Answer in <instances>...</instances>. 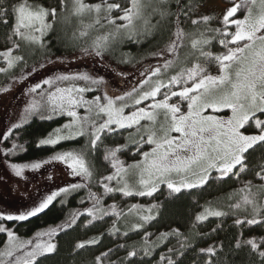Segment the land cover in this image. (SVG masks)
I'll return each mask as SVG.
<instances>
[{
    "label": "snow or ice",
    "instance_id": "6c2138e0",
    "mask_svg": "<svg viewBox=\"0 0 264 264\" xmlns=\"http://www.w3.org/2000/svg\"><path fill=\"white\" fill-rule=\"evenodd\" d=\"M205 3L71 0L69 6V0L48 4L42 0H0V25L5 29L0 74L21 70L19 77H11L12 84L27 80L37 68L71 62L69 57H52L49 46L57 25H70L73 19L76 26L70 39L74 47L79 43L78 58L92 57L98 63L116 45L141 44L158 34L161 40L152 52L157 62L143 68L140 79L126 90L116 91L105 78L88 72L56 73L28 88L31 99L18 122L0 133V144L12 139L31 118L51 120L56 116H66L68 122L39 140L38 146L54 147L80 138L85 144L39 162H9L8 168L16 177L24 178L25 170L59 162L70 176L83 182L59 188L18 214L0 212V234L7 237L0 249V264H39L41 257L57 252L54 238L73 228L81 217L87 218L85 228L112 217L106 233L110 237L142 233L140 249L129 248L125 261H131L138 251L151 256L158 246L175 240L157 264H179V258L194 247L189 236L172 228L153 241L152 233L145 231L157 219L163 204L121 207L114 202L105 207L104 199H114L117 193L122 199L153 198L165 187L173 197L184 190L203 189L231 179L239 186L226 194L224 207L228 210L206 202L195 215L191 229L210 217L229 215L235 217L238 228L264 225V0H226L228 7L220 15L202 12ZM189 24L190 30L185 27ZM217 47L219 51H214ZM37 50L44 58L29 66L28 54L34 55ZM124 56L120 62L128 63L127 54ZM11 86L0 87V93L10 91ZM114 136H120L124 143H106ZM24 150L23 144L13 141L0 155L10 159ZM98 154L110 169L96 180L99 193L90 187L95 168L91 159ZM122 154H130L131 162L121 159ZM85 188L87 196L80 203L87 200L91 206L70 212L62 224L39 231L30 239L19 237L3 223L27 221L44 213L61 194L67 196ZM124 217L131 221L127 227L120 223ZM104 235L76 242L73 254L94 251ZM126 247L121 244L116 250L101 251L87 264H116L112 257ZM245 247L264 264V238L244 239L241 231L234 249L238 253ZM222 251V244H213L200 248L198 254L205 257L203 264H214Z\"/></svg>",
    "mask_w": 264,
    "mask_h": 264
},
{
    "label": "trees",
    "instance_id": "16d2710c",
    "mask_svg": "<svg viewBox=\"0 0 264 264\" xmlns=\"http://www.w3.org/2000/svg\"><path fill=\"white\" fill-rule=\"evenodd\" d=\"M9 2L14 3L17 2V0H9ZM42 2L48 4L53 3L54 0H42ZM86 2L96 3L99 2V0H86ZM69 6H71V0H69ZM75 26L76 24L72 22L67 26L57 25L56 32L50 37L51 44L49 46V54L52 57H79V43L74 47L70 39L72 29ZM213 26H216V22H213ZM185 27L189 30L191 29L190 24L185 25ZM65 31L67 32V36H65ZM4 32V27L0 25V47L3 46ZM94 34L95 33H93V35ZM160 43L161 40L158 34L156 38H149L141 44L124 43L122 45H116L109 57L100 63L103 64L104 70L109 74L111 71H117L119 74L122 72L124 74L123 77L136 79L137 77L139 78L140 71L143 68L157 62L152 57V52L157 49ZM213 50L219 51V48L217 47ZM124 54H127L129 58L128 63L120 62L122 59H125ZM27 58L28 64L31 66L35 62L42 60L44 54L37 50L35 55L31 57V60L29 57ZM108 58L111 60V63H109ZM20 71V68L16 69V73L20 74ZM0 77H2L1 74ZM2 86L4 85L1 84L0 87ZM62 119L63 117L53 118L51 120L33 118L21 129L14 132L13 138L9 140L10 147L14 139L16 143L23 144L25 150L23 152H18L15 157L9 161H14L16 163L39 162L49 159L57 152L78 150L83 147L85 144L83 138L75 141H62L54 147L49 145L38 146L39 140L48 137L49 133H52L53 130L58 127ZM106 143L110 145L123 144L124 140L120 136H114L111 140L106 141ZM122 156L129 161L132 160L130 154H122ZM91 162L95 165V168L90 187L92 191L99 193L101 189L97 187L96 180L101 175L107 174L110 169L106 168L99 154L97 158L91 159ZM247 178L251 177H245V179ZM82 182L81 180L79 183ZM238 186L239 185L235 181L229 179L219 183L213 182L211 186H205L203 189L184 190L173 197H169L168 191H166L165 188H161V191L153 198L143 200L137 199V197L122 199L120 194L117 193L114 199L112 197H106L104 199V206L106 207L114 202L120 204L121 207H125L126 204L131 203H139L145 206L150 203H162L163 208L159 216L147 226L145 231L152 233L151 240L153 241H155L156 237L161 232L170 231L172 228H179L181 232L189 236L194 247L190 248L179 258V264H203L205 257L202 254H198L199 249L206 248L213 244L223 245V251L217 253L219 259L217 260L214 258V264H224V261H227L228 264H260L258 258L250 254V250L247 247L242 248L236 253L234 244L241 231H243L244 239L252 237L257 239L264 238V225L238 228L234 224L235 217L229 215L224 218L210 217L203 224L199 225L197 229H191L195 215L202 211L201 206L205 205L206 202L211 201L215 206L217 205L227 211L228 209L225 208V205L222 203L226 204V194ZM87 191L88 189L85 188L71 192L64 197H57L56 201L50 205L49 209L45 210L44 213L38 214L36 217L29 218L27 221L3 223L6 227L14 230L19 237L30 239L39 231H44L50 227H56L62 224L69 218L70 212L91 206L90 202L87 200H85L84 204L80 203L81 198H86ZM112 219V217H106L104 221H97L94 225L85 228L83 224L87 223V218L81 217L73 228L68 229L67 232H61L54 238V242H56L58 246L57 252L41 257L39 264H87V261H90L93 255H98L99 252L106 251L109 248L116 250L121 244H125L127 247L119 249L116 255L112 257L116 264H121L122 261L123 264H157L159 256L167 252L168 247L176 244L175 240H171V242L166 245L161 244L152 255L148 257L138 251L137 256L133 257L131 261H125L124 258L127 256L129 248L134 246L137 250L140 249L142 233H130L128 237H110L106 233L111 225ZM130 222L129 217H124L120 223L122 227H127ZM218 224L220 225L219 228H217ZM214 228L217 229L215 232H213ZM196 232L199 233L198 236L195 235ZM101 233L105 234L102 243L96 247L94 251H83L81 255L73 254L72 249L76 242L93 236H99ZM6 239L7 237L5 234H0V249L3 248Z\"/></svg>",
    "mask_w": 264,
    "mask_h": 264
},
{
    "label": "rangeland",
    "instance_id": "374dc122",
    "mask_svg": "<svg viewBox=\"0 0 264 264\" xmlns=\"http://www.w3.org/2000/svg\"><path fill=\"white\" fill-rule=\"evenodd\" d=\"M226 7H228L226 0H206L205 7L201 9V11L205 14L215 13L220 15ZM71 22L76 24L75 20ZM34 55L28 54L30 60ZM107 57H109V55ZM109 63H111L110 59ZM61 72H88L91 75L103 77L108 81L112 89L116 91L126 90L136 84L137 80L140 79V76L136 79H128L121 76L117 71H111L109 74L104 70L103 64L100 62L98 63L94 58H78V56L73 58L71 57V62H66L64 64L53 63L48 64L45 68H37L33 75H31L27 80L22 82L18 81L14 84H12L11 77H19L20 75L19 73H16V69L14 72H10L7 75L1 74L2 77H0V85L3 84L4 86H12L10 87V91L0 93V133H3L6 128L10 126V124L18 122L19 116L31 99V97L27 94L28 88L32 87L36 82L41 81L47 76ZM92 95L93 93H90L89 98H91ZM59 117H63V119L58 127H61L64 123L68 122L69 118L66 116H56L54 118ZM13 141L15 140L13 139L12 142ZM8 147H10V141L0 144V151ZM123 156L121 155L120 158L127 162H131ZM14 157L15 155L9 159L0 155V177H3V179H0V212L18 214L21 211L28 210L37 205L42 198L51 192L72 183L81 182L79 177L70 176L66 167L59 162L45 164L39 170L35 171L25 170L24 178H18L7 166L9 162H14L9 161ZM49 176H51V179H49ZM164 188L165 187H162V189ZM165 190L168 191L166 188ZM60 197H64V194H61ZM137 199L143 200L147 198L137 197ZM222 204L225 205V203ZM240 215L243 216L244 213H240Z\"/></svg>",
    "mask_w": 264,
    "mask_h": 264
}]
</instances>
